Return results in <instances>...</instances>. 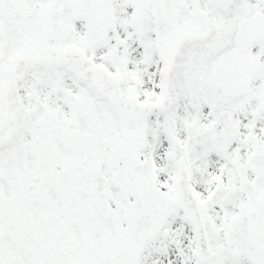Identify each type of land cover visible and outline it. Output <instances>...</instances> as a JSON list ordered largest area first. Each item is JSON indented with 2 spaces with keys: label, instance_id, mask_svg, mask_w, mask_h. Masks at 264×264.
Here are the masks:
<instances>
[{
  "label": "snow or ice",
  "instance_id": "obj_1",
  "mask_svg": "<svg viewBox=\"0 0 264 264\" xmlns=\"http://www.w3.org/2000/svg\"><path fill=\"white\" fill-rule=\"evenodd\" d=\"M0 264H264V0H0Z\"/></svg>",
  "mask_w": 264,
  "mask_h": 264
}]
</instances>
